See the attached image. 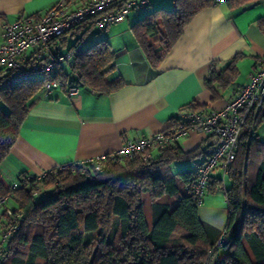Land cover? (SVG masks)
Segmentation results:
<instances>
[{
    "label": "trees",
    "instance_id": "obj_1",
    "mask_svg": "<svg viewBox=\"0 0 264 264\" xmlns=\"http://www.w3.org/2000/svg\"><path fill=\"white\" fill-rule=\"evenodd\" d=\"M171 2L169 8L147 12L149 1L132 26L153 68L191 18L210 6L209 0ZM87 22L67 33L82 29L80 39L72 45L81 44L73 57V69L79 75V84L96 93L110 94L124 82L121 78L106 79L114 60L107 40L83 47L81 39L94 26L91 21L87 27ZM56 39L59 45H65V35ZM238 57L234 56L223 70L210 69L205 85L214 95L215 84L225 87L237 77ZM42 83V79L34 78L0 87V163L18 135L28 101L42 91ZM200 107L191 102L182 110ZM262 121L264 116L256 127ZM202 152L184 151L176 141L155 155L151 151L146 160L136 156L122 163H108L100 172H81L79 166L74 172H50L38 185L52 190L41 197L33 194L31 185L12 190L0 176V195L9 194L21 212L20 228L8 240L2 264H37L38 259L45 264H210L212 255L208 252L222 237L225 243L214 248L224 250L218 264H264V141L255 133L249 138L246 126L227 170L228 188L219 178L208 187L210 191L224 190L228 223L223 231L198 217V206L190 194L195 170L187 167L172 172L170 167L176 161L195 160ZM145 195L151 202V225L145 219ZM162 197L175 203L157 202Z\"/></svg>",
    "mask_w": 264,
    "mask_h": 264
},
{
    "label": "crops",
    "instance_id": "obj_2",
    "mask_svg": "<svg viewBox=\"0 0 264 264\" xmlns=\"http://www.w3.org/2000/svg\"><path fill=\"white\" fill-rule=\"evenodd\" d=\"M57 1L0 0V43L4 24L19 17L40 16ZM171 4V0H150L147 12L169 8ZM142 14L132 12L106 30L91 26L83 36H91L90 44L99 40L110 43L115 67L106 79L121 78L123 87L100 94L79 84L76 96L67 97L63 90L57 89L49 93L40 91L28 101L18 135L0 163V176L5 183L23 174L39 176L68 162L108 154L118 150L127 139L151 136L178 117L191 102L201 106L199 111L219 110L248 83L264 58V0H229L198 11L156 68L150 65L132 31ZM85 25L90 26L89 22ZM58 43L56 50L62 52L64 45ZM236 55L237 77L225 87L215 84L214 95L206 87L205 78L212 67L223 70ZM1 71L0 65V77ZM262 126L264 121L254 133L264 141L258 136ZM178 143L184 151L203 152L195 160L173 162L172 172L187 167L196 171L207 157L212 138L189 130ZM156 152L152 151V155ZM220 176L219 171L214 172L209 186L215 178L221 180ZM226 178L227 174L222 183L225 189L229 186ZM167 202L175 203L172 199ZM7 208H16L11 199L0 209V230L8 219ZM197 213L206 224L223 231L228 223L224 190H208Z\"/></svg>",
    "mask_w": 264,
    "mask_h": 264
},
{
    "label": "built area",
    "instance_id": "obj_3",
    "mask_svg": "<svg viewBox=\"0 0 264 264\" xmlns=\"http://www.w3.org/2000/svg\"><path fill=\"white\" fill-rule=\"evenodd\" d=\"M150 0H58L44 14L37 17H19L3 25V39L0 43V65L3 71L0 87H11L26 80H43L42 91L63 90L67 97L76 96L79 91V75L73 69V57L81 44L69 47L65 52L56 50V38L66 35L85 21L106 30L111 25L123 21L132 12L141 13ZM211 6L227 0H209ZM115 67L112 63L110 70ZM264 116V58L252 72L247 84L241 86L233 98L221 109L209 112L199 110L182 111L162 130L151 136L127 139L113 152L103 154L83 162H68L39 176L23 174L10 183L11 189L33 186L37 194L38 182L47 173L54 174L79 166L81 172L87 169L102 171L108 163H122L139 156L142 160L150 157L151 151L174 144L189 130L201 132L212 138V146L206 159L194 173L190 188L194 202L202 205L203 197L214 172H220L221 183L232 164L241 135L249 127V138L253 135L256 123ZM10 195H0V209L10 200ZM7 221L0 230V264L6 253V244L14 232L20 228L19 209H5ZM225 243L222 237L214 248ZM214 248L209 250L211 253Z\"/></svg>",
    "mask_w": 264,
    "mask_h": 264
},
{
    "label": "rangeland",
    "instance_id": "obj_4",
    "mask_svg": "<svg viewBox=\"0 0 264 264\" xmlns=\"http://www.w3.org/2000/svg\"><path fill=\"white\" fill-rule=\"evenodd\" d=\"M163 1H166V0H163ZM65 36H66V42H65L64 48L62 49V52L67 51V49H69V47L74 45L76 43V41L78 39H80L81 34L80 33H75L74 35L66 34ZM91 40H92L91 36L90 37L86 36V37L82 38L81 41H82V43L84 45L83 47H85L88 44H90ZM258 136L261 139H264V126H262L260 128V131L258 132ZM179 170H181V169H179ZM179 170L176 169L175 171L177 172ZM226 180H227V178L225 179V181ZM51 190H52L51 188H46V187H44L42 185H39V189L37 191V194H35V196H37V197L40 196L41 197L43 195H47V194H49L51 192ZM11 201L14 203V201L12 199H11ZM163 201H169V200L166 199V197H162L157 202H163ZM223 205H224V203H223ZM143 207H144V214H145L146 222L148 223V225H151V212H152V209H151V202H150V199L148 198V195H145L144 198H143ZM213 251L211 252L212 256H211L210 264H218L219 260L221 259L222 255L224 253V250L219 249V250H216L214 252ZM45 263H46V261L43 260V259H38V261H37V264H45Z\"/></svg>",
    "mask_w": 264,
    "mask_h": 264
}]
</instances>
